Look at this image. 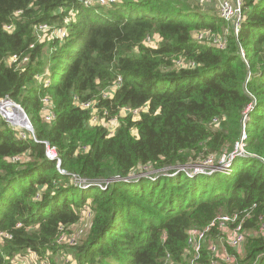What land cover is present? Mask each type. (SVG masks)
I'll return each mask as SVG.
<instances>
[{
    "label": "trees",
    "instance_id": "16d2710c",
    "mask_svg": "<svg viewBox=\"0 0 264 264\" xmlns=\"http://www.w3.org/2000/svg\"><path fill=\"white\" fill-rule=\"evenodd\" d=\"M72 11L63 43L38 41L36 26L62 27ZM243 17L239 35H228L222 49L196 40L199 32L224 33L212 3L120 0L89 8L82 0H0V101L20 106L33 127L22 139L0 117V232L13 235L0 264H29L30 253L35 262L60 264L68 248L57 240L73 233L84 210L93 215L89 232L70 247L73 262L62 264H166L168 256L171 264H191L189 230L233 214L245 218L246 234L243 257L228 248L234 264H264V233L257 232L264 219V0H245ZM153 36L158 47L147 44ZM14 55L29 60L17 68ZM175 60L183 64L174 67ZM47 68L45 88L38 77ZM116 85L112 98L102 97ZM44 96L54 104L51 123L41 114ZM76 100H96L118 116L115 132L89 126L92 112ZM252 104L246 154L234 158L230 173L179 171L229 156ZM123 108L146 110L137 118L121 115ZM46 143L56 147L65 175L46 157ZM17 156L27 160L9 161ZM145 167L158 171L155 181L131 179ZM71 175L120 181L84 190ZM218 234L216 226L196 264H210Z\"/></svg>",
    "mask_w": 264,
    "mask_h": 264
},
{
    "label": "built area",
    "instance_id": "2783aa9c",
    "mask_svg": "<svg viewBox=\"0 0 264 264\" xmlns=\"http://www.w3.org/2000/svg\"><path fill=\"white\" fill-rule=\"evenodd\" d=\"M120 0H82V3L86 7H111L113 5H116ZM198 3L200 6H205L208 3L214 4V7L217 10L218 16L221 20H223L226 24V27L224 28L223 34H214L211 31H204L199 32L196 34V38L199 39V42L204 43L208 46L213 45V47L218 48H225L227 43V36L230 34H233L234 36H238L240 32L241 25L244 21L243 12H244V6H245V0H198ZM76 12L72 11L70 17H67L65 19L64 26L57 27L52 26L48 24H40L35 27L36 36L39 42H50V41H60V43H63L68 35V25L71 22V17H75ZM13 28V24L6 25L4 29L6 31H11ZM151 38L147 39V43H151ZM33 46H31L32 48ZM242 54L243 50H241ZM28 57H22L21 55H14L10 59V62L12 64H16L17 68H21L22 65L26 64L28 62ZM39 81L44 85L45 88L49 87L51 85V73L50 70L47 68L45 70V73L38 77ZM118 88V86H114L110 88L109 90L103 92L102 97L103 98H112L114 95V91ZM77 104L81 109L84 110H91L92 115L100 116L103 127H105L110 134H113L118 127L119 124V118L118 116L111 117L110 111L107 109H100L98 106V101L96 100H90L86 102H79L78 100ZM9 103L11 104L9 100L7 101H0V103ZM42 103V117L43 120L46 123H51L56 120V114L54 111V104L50 97L44 96L41 98ZM254 104L250 105L249 108L246 110L243 116V131L241 135V139L239 142L236 143L234 151L229 155L225 156L223 155L219 161H217L214 157H210L206 160H204L201 163L190 165L187 167H180L178 168L180 172L186 173L189 177H194L197 175H212L215 172L219 173H230L232 171V165L233 160L236 157L245 156V141L247 140V133L245 131V124L248 119L249 113L253 110ZM146 109H128L123 108L121 109V115H126L128 113L134 114L137 118L139 117L140 113ZM1 118H4L2 115H0ZM8 123L11 124L12 128L17 132L18 136L22 139H26L28 134L25 131H28L30 134H33L29 130V127H24V125H18L15 123L10 122L8 119L4 118ZM96 119V118H95ZM22 120V119H21ZM20 120V121H21ZM24 123V122H23ZM215 125H219V120H214ZM46 157L53 161L56 164V169L60 174L65 175L66 172L62 170L61 168V159L59 157L58 151L56 147L51 146L50 144L46 143ZM27 160V157L25 156H17L9 159L10 162L18 163V162H24ZM148 170V167L142 168V171ZM158 173V171L148 173L146 175H134L131 177L132 180H139L143 177L148 178L152 181L156 180V177H152V175ZM71 180L73 184L79 188V189H90L92 187L98 188L100 191L107 190L108 186L110 184L119 182L120 179H110V180H103V181H92L85 178H82L78 175H71ZM128 181V180H125ZM240 214H233V215H222L219 216L216 220L212 222V224L205 228V229H198V228H192L188 232V245H189V253L192 254L191 264H196L197 261L201 258V251L203 242L205 241V238L208 236V234L211 232V230L217 226V229L219 231V234L217 235L216 241L212 242L209 246L211 253L213 254V258L210 262V264H218L219 260H221L224 263H232L235 261V258L233 260V257L231 256V253L229 252L228 248H231L233 250L239 251V248H243L246 242V236L244 233V219L240 218ZM248 215H245V217ZM21 225H18L20 227ZM261 231L264 232V219H262L261 222ZM13 235L9 232H0V250L3 243L7 240H12ZM57 243L59 245L66 244L69 247H74L76 245V239L74 237L67 236L65 233H61ZM220 245H222L221 249V255H218L220 253ZM66 258V261H68V258ZM169 258V256H168ZM166 264H171L168 261ZM15 264H28L25 260L20 259L19 261H16ZM35 264H50L48 259L44 258L42 260L36 261Z\"/></svg>",
    "mask_w": 264,
    "mask_h": 264
},
{
    "label": "rangeland",
    "instance_id": "374dc122",
    "mask_svg": "<svg viewBox=\"0 0 264 264\" xmlns=\"http://www.w3.org/2000/svg\"><path fill=\"white\" fill-rule=\"evenodd\" d=\"M216 12H217V10H216ZM151 40H152V42L149 43V44L147 43V44L150 45V46H153V47H158V43L160 42V38L158 36L157 37L156 36H153V38H151ZM196 40H198V42H199V39L198 38ZM211 46H213V45H211ZM174 64H175L174 67L179 68V66L181 64H183V62H180L178 60H175L174 61ZM102 94H103V92L101 93V95ZM0 109L1 110H4L5 113L10 116L11 121L12 120H14V122L17 121L16 118H15V116H14V114H13V113L16 112V111H14L15 108H14L13 105H10V104L4 102V103H2L0 105ZM0 115H2L4 118H6V116H4L5 114L4 115L3 114H0ZM21 121L22 122H20V123H23V122L25 123L24 120H21ZM17 122H19V121H17ZM88 124H89V126H92V127H94V126H101V127H103V125H104L103 122H102V120H101V118H100V116H96V115H92L91 116ZM245 126H246V124H245ZM103 128H105V127H103ZM151 172H154V170H152L151 168H148V170H146V171H142V172L138 171L136 175H146V174L151 173ZM152 177H158V175L157 174H154V175H152ZM144 182L146 184H150L151 183L149 181H144ZM92 218H93V215L90 212L84 210V212L82 213L81 221L78 224H76L75 226H73V228H72V232L73 233H71L70 235H67V236L74 237L76 239L77 243L80 242V241H82L83 239H85L86 236H87V234H88V232H89V229L91 227ZM257 232H259V234H261V233L263 234L264 233L263 231H261V229H259ZM65 247L68 248V249H65L63 251V253L61 254V257H59L60 264L64 263L61 260V259L64 258V256H66L68 258V261L67 262H69V261L71 263L73 262L72 259L74 258V256H73V253L72 254L70 253L71 248L69 246H65ZM221 247H222V245H220V249H221ZM221 252H222V249L220 250V253L218 255H221ZM243 255H244V247L241 250L238 251V256L243 257ZM34 257H35V255H33L31 253L27 256L26 259H27V261H29V264H35L36 263ZM219 261H221V260H219ZM236 262L237 261H234L232 263H227V264H234Z\"/></svg>",
    "mask_w": 264,
    "mask_h": 264
},
{
    "label": "water",
    "instance_id": "95a60500",
    "mask_svg": "<svg viewBox=\"0 0 264 264\" xmlns=\"http://www.w3.org/2000/svg\"><path fill=\"white\" fill-rule=\"evenodd\" d=\"M9 101H11V100H9ZM10 103H11V105L14 106V108H15L14 111H17L19 116L22 117L23 119H25L26 124L24 125V127H26V128L29 127V130L31 132H33V127L31 125L27 115L25 114L24 110L20 106H18L15 103H13L12 101Z\"/></svg>",
    "mask_w": 264,
    "mask_h": 264
},
{
    "label": "bare ground",
    "instance_id": "6f19581e",
    "mask_svg": "<svg viewBox=\"0 0 264 264\" xmlns=\"http://www.w3.org/2000/svg\"><path fill=\"white\" fill-rule=\"evenodd\" d=\"M3 103H4V102H3ZM1 104H2V103H0V105H1ZM8 104H9V103H8ZM10 105H11V104H10ZM1 112H2V111H0V114H1ZM2 113L5 114L6 118H7L10 122H12V123H15V122H16L15 124H18V125H25V123H26L25 119H23L22 117H20L17 111H16L15 113H13V114H14L16 120L19 121V122H17V121L14 122V120L11 121L10 116H9L8 114H6L5 112H2ZM21 119L24 120L25 123H20V122H22V121H20ZM225 174H227V173H225ZM245 236H246V235H245ZM241 249H242V248H239V250H241ZM231 256L233 257V260H234L235 257H234L232 254H231Z\"/></svg>",
    "mask_w": 264,
    "mask_h": 264
}]
</instances>
